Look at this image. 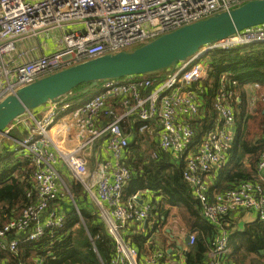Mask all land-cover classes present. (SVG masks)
Segmentation results:
<instances>
[{"label":"built area","instance_id":"built-area-1","mask_svg":"<svg viewBox=\"0 0 264 264\" xmlns=\"http://www.w3.org/2000/svg\"><path fill=\"white\" fill-rule=\"evenodd\" d=\"M246 1L0 0V102L46 75L101 55L126 51L136 43L150 41ZM36 37L54 39V48L42 56L15 63L16 42ZM251 43H264V25L207 44L160 75L102 80L95 95L72 109L63 98L37 107L45 110L34 118L35 126L26 137L12 143L13 150L31 156L35 164L34 191L27 193L28 197L34 193V202L0 226V251L16 253L19 243L36 241L47 229L61 226L63 214L51 208V203L67 189L58 167L61 162L81 184L85 197L95 200L100 221L113 240L114 251L108 264H185V252L195 243V234L188 235L187 245L175 244L174 235L169 229L165 231L164 223L157 219L155 209L162 197L148 189L123 197V189L132 176L125 163L128 144L135 122H141L137 126L139 135L182 162V177L198 200L201 215L217 227L205 264H230L229 235L234 227L224 218L251 212L254 220L264 221V149L258 157L254 180H243L210 194L209 181L227 163L235 137L239 101L236 80L226 74L221 76L212 98L214 117L199 135L197 124L207 116L206 56L212 50ZM34 50L31 47L27 52ZM206 51L210 52L205 54ZM246 86L255 91L259 83ZM256 99L254 93L250 107ZM68 109L72 146L61 150L51 138V129L57 113ZM68 196L80 216L73 196ZM131 227L148 233L144 248L131 242ZM42 262L41 258L37 264ZM0 264H7L6 260L2 258Z\"/></svg>","mask_w":264,"mask_h":264},{"label":"trees","instance_id":"trees-1","mask_svg":"<svg viewBox=\"0 0 264 264\" xmlns=\"http://www.w3.org/2000/svg\"><path fill=\"white\" fill-rule=\"evenodd\" d=\"M162 72L135 77H153ZM223 74L238 82L236 130L228 161L213 178L210 194L234 187L243 180L255 179L258 157L264 149V101H261L264 97V43L210 52L208 80L205 82L208 92L204 96L207 116L198 121L197 135L207 128L214 117L212 98ZM253 82L259 83L258 99L250 107V98L244 86ZM87 86L88 83L81 84L63 98L69 96L80 106L99 90L94 87L83 93ZM140 124L135 122L128 144L125 163L132 176L123 189V197L126 199L145 189L160 195L162 200L155 209L160 223L167 219L170 207L179 209L186 228L195 233V243L185 252V264H205L208 250L217 235V227L201 215L200 204L182 177V162L174 160L154 141H144L137 132ZM8 134L20 139L26 132L11 129ZM12 146L7 142L0 145V226L34 202V193L30 197L27 193L34 191L35 164L31 156L18 153ZM70 193L80 216L76 208L68 203L64 206L60 227L47 229L36 241L19 243L16 253L0 251V260L4 258L7 264H37L41 258L42 264H108L114 251L113 240L100 221L96 206L84 196L81 184L75 181L70 182ZM224 220L233 221L230 216ZM131 237L132 243L143 247L146 237L135 234ZM229 245L230 264H264V221L255 219L245 223L241 230L231 229Z\"/></svg>","mask_w":264,"mask_h":264},{"label":"water","instance_id":"water-1","mask_svg":"<svg viewBox=\"0 0 264 264\" xmlns=\"http://www.w3.org/2000/svg\"><path fill=\"white\" fill-rule=\"evenodd\" d=\"M259 25H264V0H248L228 11L159 35L132 50L101 55L46 75L18 88L0 102V136L7 134L9 125L18 117L59 101L81 84L88 83L82 91L86 93L102 80L173 70L207 44Z\"/></svg>","mask_w":264,"mask_h":264},{"label":"crops","instance_id":"crops-1","mask_svg":"<svg viewBox=\"0 0 264 264\" xmlns=\"http://www.w3.org/2000/svg\"><path fill=\"white\" fill-rule=\"evenodd\" d=\"M54 46H55V40L51 39L49 37L48 38L47 37H36V38L21 39V40L16 42V51L13 54L14 62L15 63H21L23 61L42 56L44 54L49 53L54 48ZM31 47H35V50L31 51V52H27L28 49L31 48ZM19 52H24L26 54L23 55V56H19V54H18ZM245 89L248 92L249 98L251 96H253L254 93H257V90L254 91V89H251L249 86H246ZM63 100L69 102L70 109H72L73 107H77L76 103H74L73 100H71V97L66 96V97L63 98ZM70 109L64 110V111L61 110V111H59L57 113L56 123L51 129V134H52L53 141H54L55 145L61 150H69L70 147L72 146V141L69 138V136L71 137V132H72L71 124H70V120H69L70 111H71ZM44 110H45L44 108L36 109L35 110L36 115L39 116V114L43 113ZM11 128H15V129H17L19 131H25L26 134L30 130V129L29 130L28 129H23V128L19 127V126H12ZM22 138H20V139H22ZM103 141H104V139L101 142H103ZM59 170L61 171L60 167H59ZM210 182H211V180L209 181V184H211ZM83 194L85 196L84 192H83ZM87 199L90 202H92L94 205L96 204L94 198L88 197ZM67 204H68V202L65 201V197H63V194L61 193V195L53 203H51V208L56 210L58 213H62L63 214L64 206H66ZM69 204H72L74 206L72 201ZM166 207L168 208V205ZM173 208H175V207H173V206L170 207V211ZM231 217H232V220H233L232 221L233 222L232 225L234 226V229H239V230H241L243 228V225L245 223L254 221V214L251 213V212H241L239 214H233ZM162 218H163V216H162ZM136 229H137L136 227H133V228L131 227V230L129 231L130 240L132 239L131 236L133 234H135V235H143L144 237L148 236L147 232H141L140 230H136ZM164 230L166 231V230H168V228H166ZM177 234H179L178 237L181 238L180 241L182 242V243H180V242H177V243L179 245L183 244V246L187 245L186 241H185V237H186V235L191 234L189 232V230L186 229V230L178 232ZM133 244L136 245L135 242ZM142 248H144V245H143ZM142 248H140V249H142Z\"/></svg>","mask_w":264,"mask_h":264},{"label":"rangeland","instance_id":"rangeland-1","mask_svg":"<svg viewBox=\"0 0 264 264\" xmlns=\"http://www.w3.org/2000/svg\"><path fill=\"white\" fill-rule=\"evenodd\" d=\"M68 28H70V27H66V29H68ZM146 42H148V41H146ZM146 42H144V43H146ZM144 43H136L132 47L126 48L125 50L126 51L132 50V49H134V48H136V47H138V46H140V45H142ZM209 57H210V54L208 56H206L207 59H209ZM37 117L38 116H35V112L31 111V112H28V113L20 116L19 118H17L14 121L15 123L13 122V123H11L9 125L7 134H3V135L0 136V145L3 142H7L9 144H12V143H14L15 139H18V138L11 137L8 134L9 130L15 129V128H11L12 126H19V127L23 128V129H28V130L30 129L31 130V128H33L35 126L34 118L37 119ZM28 133L25 134L24 137H26L28 135ZM142 137H143L144 141H146V139L148 141H150V139H148V138H146L144 136H142ZM58 166L60 167L61 173L63 174V176H62L63 182H64L65 186L67 187L66 190L62 191L63 197H65V201L66 202L71 203V199L68 196V193H70L69 192L70 191V182L71 181H75L76 183H78V182L74 179V177H72V175L69 173L67 168L61 162L59 163ZM92 166H93V163H90V168H92ZM163 226L168 228V229H170V233L172 235H174V237H175L174 238L175 244H176V242L182 243L180 241L181 238L178 237L179 234H177V233L180 232V231L186 230L187 228H186V225H185V223H184V221L182 219V215H181L179 209H177L175 207V208L171 209V211H169V215H168L167 219L164 221ZM90 240H91V238H90Z\"/></svg>","mask_w":264,"mask_h":264}]
</instances>
